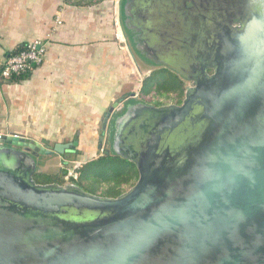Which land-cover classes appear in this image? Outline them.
Listing matches in <instances>:
<instances>
[{
    "label": "water",
    "instance_id": "95a60500",
    "mask_svg": "<svg viewBox=\"0 0 264 264\" xmlns=\"http://www.w3.org/2000/svg\"><path fill=\"white\" fill-rule=\"evenodd\" d=\"M160 1L119 4L121 34L138 69L126 29L146 54L149 26L135 11L144 19ZM169 1L187 21L199 15L189 4L230 5ZM237 5L253 7L239 28L213 24L200 43L213 74L203 66L186 76L194 87L181 105L138 102L115 120L114 153L139 173L119 197L36 182L39 155H65L78 142L45 147L0 134V264H264V0Z\"/></svg>",
    "mask_w": 264,
    "mask_h": 264
},
{
    "label": "crops",
    "instance_id": "0c3cea01",
    "mask_svg": "<svg viewBox=\"0 0 264 264\" xmlns=\"http://www.w3.org/2000/svg\"><path fill=\"white\" fill-rule=\"evenodd\" d=\"M120 1L0 0V58L33 41L46 47L42 66L19 81L0 80L1 135L50 143L79 138L74 142L88 152L82 139H98L108 109L142 95L138 81L143 88L148 71L126 50Z\"/></svg>",
    "mask_w": 264,
    "mask_h": 264
},
{
    "label": "flooded vegetation",
    "instance_id": "af4514ba",
    "mask_svg": "<svg viewBox=\"0 0 264 264\" xmlns=\"http://www.w3.org/2000/svg\"><path fill=\"white\" fill-rule=\"evenodd\" d=\"M244 1L245 0H230V5L189 4L187 7L190 9L194 8L192 10L194 13L199 12V15L189 18V21L186 20L185 17L187 14H184L183 9H181L179 5H169V0L164 1L165 5H149L146 9L147 11L144 19L140 18L135 11L136 20L142 21V23H145L147 26H149L143 37L145 42H142L144 43V46L147 45V47H150L148 48L149 51H147L146 54H142L137 50V45L134 44L135 37L137 36L139 38L137 33L132 34L134 31H129L126 29V35L128 34L127 40L133 48V52L136 55L139 66L145 67L148 71L149 75L147 79L151 78L157 72H165L166 75L173 76L176 79V81H173V84H176L177 86L181 85L185 92L184 95L181 96L182 98L180 96H177L174 99L172 98L173 103L168 102L167 97L174 96L172 94L166 93L165 100H161L160 102L162 104L159 105H156L155 102L149 103L144 99H141L140 96L137 98L130 97V100L128 99L129 101L126 104L121 103L117 108H114L111 118L109 119V123L105 129L104 120L114 105L110 107L105 114L103 125L101 127V135L98 137V146L103 153L102 157L105 155L115 154L113 150L114 123L118 117L124 114L129 106H132L138 102H144L155 107H164L169 105L179 106L184 101L186 91L189 88L194 87V80L188 79L186 76H195L203 66H206V72L209 75L213 74V70L210 69L206 64L207 59H205L203 51H201L200 43H202V41H208V36L214 27V23L221 26L226 25L229 28H239L246 13H248V11L253 7V5H237L238 2L243 3ZM161 2H163V0H161L160 3ZM200 10H205L204 13H207V10H211V13L205 17H202L201 14L203 13H200ZM159 13L162 16L160 17L161 19L157 18ZM155 14L157 15L154 16ZM185 24L189 27L188 34L183 33L185 30ZM177 26L180 27V29H178ZM176 28L177 32L180 30V35L174 33ZM196 29L198 32L195 31ZM183 35L185 36V39L182 37ZM168 66H172L176 70H172V68H169ZM75 151L76 148H74L72 152H67L63 156H72L75 154ZM46 157L39 155L36 158L38 169Z\"/></svg>",
    "mask_w": 264,
    "mask_h": 264
},
{
    "label": "trees",
    "instance_id": "16d2710c",
    "mask_svg": "<svg viewBox=\"0 0 264 264\" xmlns=\"http://www.w3.org/2000/svg\"><path fill=\"white\" fill-rule=\"evenodd\" d=\"M25 45L20 46L16 51L10 55L19 53ZM25 76V75H24ZM24 76L13 78L10 81H19ZM176 79L173 76L166 75L165 72H157L151 78L144 81L141 90L142 95H151L157 93H176L178 96L184 95V88L181 85L173 84ZM80 180L72 178L74 184L78 185L86 192L108 198H117L126 192V188H132L138 178L139 173L136 165L116 154L105 155L96 160L85 164L79 171ZM67 171H63L61 176H49L39 171L35 175V180L38 184H59L65 185V178ZM86 181L87 184L83 182Z\"/></svg>",
    "mask_w": 264,
    "mask_h": 264
},
{
    "label": "rangeland",
    "instance_id": "374dc122",
    "mask_svg": "<svg viewBox=\"0 0 264 264\" xmlns=\"http://www.w3.org/2000/svg\"><path fill=\"white\" fill-rule=\"evenodd\" d=\"M124 39V38H123ZM125 43V40H124ZM125 45V44H124ZM122 45V46H124ZM131 67H132V63H131ZM149 75V74H147ZM144 78V75H142ZM147 79V77H146ZM145 79V80H146ZM144 80V79H143ZM138 81V80H137ZM140 84V87L137 88L136 91H141V82L138 81ZM136 89V86H135ZM141 93V92H139ZM165 94L166 93H162L161 95H157V93H152L151 95H141L140 94V98L144 99L145 101L149 102V103H154L156 105L162 104L160 101L161 100H165ZM172 95L174 97H167V101L170 103H173V99L175 97H177L178 95L174 92L172 93ZM180 96V95H179ZM181 97V96H180ZM173 98V99H172ZM182 98V97H181ZM103 125V119L102 121L100 120L99 122V126H98V131L101 129ZM97 131V133H98ZM29 140H38L40 142H42L45 146H53L56 142H47L45 139H32L30 138ZM66 141H78L80 142L81 139L79 138H69V139H65ZM82 141L88 145L89 150L88 152H85V146L84 147H79L76 149L75 154H73L72 156H67L64 157L63 155H54V156H47L45 158V160L42 161V165L40 166V168L38 169L39 173H43L49 176H61L63 171H67V176L65 178V185H69V184H74L73 181L71 180L72 178H74L75 180H80V173L78 172L85 164L96 160L100 157H102L103 153L101 152V149L99 148V142L97 137L94 138H85L82 139ZM84 145V144H83ZM81 149V150H79ZM84 149V152L83 150ZM69 173L72 174V176L69 175ZM84 184H87L86 181L83 182ZM129 190V187L126 188V192ZM97 195H101V193H98Z\"/></svg>",
    "mask_w": 264,
    "mask_h": 264
},
{
    "label": "built area",
    "instance_id": "2783aa9c",
    "mask_svg": "<svg viewBox=\"0 0 264 264\" xmlns=\"http://www.w3.org/2000/svg\"><path fill=\"white\" fill-rule=\"evenodd\" d=\"M58 23L60 19H58ZM46 61V47L40 41L26 44L23 49L5 58H0V80L10 81L13 78L24 76ZM72 176L71 173H69Z\"/></svg>",
    "mask_w": 264,
    "mask_h": 264
}]
</instances>
